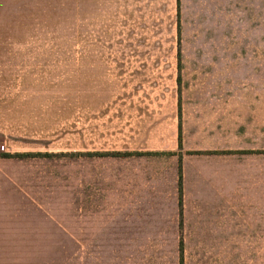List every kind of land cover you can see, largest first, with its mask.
Wrapping results in <instances>:
<instances>
[{"label":"crops","instance_id":"obj_1","mask_svg":"<svg viewBox=\"0 0 264 264\" xmlns=\"http://www.w3.org/2000/svg\"><path fill=\"white\" fill-rule=\"evenodd\" d=\"M263 45L264 0H0V264H63L31 252L33 166L59 134L77 201L78 96L69 105L56 85L77 82L80 52L102 77L120 70L117 110L104 98L86 110L88 156L118 157L128 195L170 188L175 196L181 181L193 205L228 207L238 154L254 149L253 133L264 135V104L262 118H241L238 87L180 90L178 62L181 53Z\"/></svg>","mask_w":264,"mask_h":264},{"label":"rangeland","instance_id":"obj_2","mask_svg":"<svg viewBox=\"0 0 264 264\" xmlns=\"http://www.w3.org/2000/svg\"><path fill=\"white\" fill-rule=\"evenodd\" d=\"M253 48L263 50L181 53L180 90L182 83L214 92L238 87L240 117L262 118V105H257L264 104V45ZM78 57L77 82L70 84L68 78L56 85L57 93L68 96L69 105V95L78 96L77 201L71 195L70 149L57 134L41 160L32 162L38 173L32 183L31 252L55 255L63 264H264V135L253 133L254 149L238 154L232 206L211 205L208 198L193 205L191 191L184 196L181 181L175 196L170 188L128 195L119 182L118 157L94 159L85 146L88 105L104 98L111 110H117L120 70L106 69L102 77L103 70L86 68L87 53ZM230 79L232 85L226 81ZM49 238L56 243H49Z\"/></svg>","mask_w":264,"mask_h":264}]
</instances>
